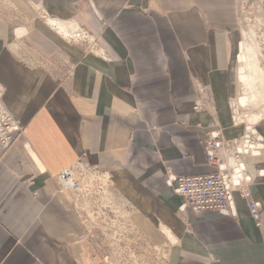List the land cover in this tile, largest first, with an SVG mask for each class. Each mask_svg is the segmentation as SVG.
Here are the masks:
<instances>
[{"label": "crops", "instance_id": "0c3cea01", "mask_svg": "<svg viewBox=\"0 0 264 264\" xmlns=\"http://www.w3.org/2000/svg\"><path fill=\"white\" fill-rule=\"evenodd\" d=\"M235 26L233 0H0L1 102L18 127L0 144V264H108L65 186L78 164L168 264H264V142L244 159L260 227L238 192L232 215L197 213L170 181L214 173L206 143L237 136Z\"/></svg>", "mask_w": 264, "mask_h": 264}, {"label": "rangeland", "instance_id": "374dc122", "mask_svg": "<svg viewBox=\"0 0 264 264\" xmlns=\"http://www.w3.org/2000/svg\"><path fill=\"white\" fill-rule=\"evenodd\" d=\"M233 1L236 26L229 38L230 74L233 70L230 104L238 133L235 139L222 142L226 158L243 163L253 151L249 147L264 142V0ZM256 118L260 119L258 124H254ZM66 176L65 186L75 193V207L81 209L83 200L87 204L92 232L95 240L98 236L103 238L100 248L106 249L108 264H168L167 249H153L140 243L139 235L128 223V214L115 204L109 187L106 195L97 176L79 164Z\"/></svg>", "mask_w": 264, "mask_h": 264}, {"label": "built area", "instance_id": "2783aa9c", "mask_svg": "<svg viewBox=\"0 0 264 264\" xmlns=\"http://www.w3.org/2000/svg\"><path fill=\"white\" fill-rule=\"evenodd\" d=\"M76 37L84 38L80 33ZM17 129L18 127L12 123L4 111L0 93V144L4 148L11 145L12 135ZM256 148L249 147L250 150ZM205 154L208 162L216 168L214 173L170 180L174 192L183 199V207L197 213L212 211L232 215L233 193L238 192L246 201L250 219L256 227H260L262 224L260 204L252 198L247 187L250 179L246 176L245 163L226 158L223 142L219 141L217 136L206 143Z\"/></svg>", "mask_w": 264, "mask_h": 264}, {"label": "bare ground", "instance_id": "6f19581e", "mask_svg": "<svg viewBox=\"0 0 264 264\" xmlns=\"http://www.w3.org/2000/svg\"><path fill=\"white\" fill-rule=\"evenodd\" d=\"M74 32H78V30L76 29ZM254 121H256V122H254V124H258L260 122V119L256 118Z\"/></svg>", "mask_w": 264, "mask_h": 264}]
</instances>
